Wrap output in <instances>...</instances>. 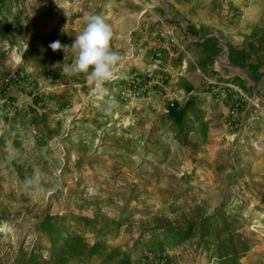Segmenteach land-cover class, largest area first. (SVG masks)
<instances>
[{
	"label": "rangeland",
	"instance_id": "obj_1",
	"mask_svg": "<svg viewBox=\"0 0 264 264\" xmlns=\"http://www.w3.org/2000/svg\"><path fill=\"white\" fill-rule=\"evenodd\" d=\"M87 14L111 25L123 57L103 95L63 72L75 53L48 47L70 46ZM158 17L264 40V0H0V264H264V138L247 149L220 121L195 124L220 114L215 85L253 88L214 80ZM176 51L178 75L192 63L206 83L184 101L171 90ZM171 99L189 100L180 121ZM250 117L234 121L241 132L264 123Z\"/></svg>",
	"mask_w": 264,
	"mask_h": 264
},
{
	"label": "crops",
	"instance_id": "obj_2",
	"mask_svg": "<svg viewBox=\"0 0 264 264\" xmlns=\"http://www.w3.org/2000/svg\"><path fill=\"white\" fill-rule=\"evenodd\" d=\"M189 23L190 21H188V24ZM202 31L203 30L201 29L197 31L199 37L198 40H194L191 37H188L185 40V44L187 45L189 52L192 54V61H198L200 66L204 69L210 67L213 70H216L217 72L214 73V80L235 78L239 81L243 80L245 84L253 89L264 85V40L236 36L221 41L216 33ZM184 57L187 58L185 52L176 51L170 53L169 59L167 60L169 68L175 70V74H177L175 78V87L171 90L176 92L175 94L177 97L183 98V101L188 98L187 94H196L200 89H203L204 85H206V83L202 81V77L196 75V73L191 70L192 63H189L188 65V68L190 69L189 73H186L185 70L182 69L178 75V65L181 63L180 60L184 59ZM222 83L223 81H221V84ZM214 91L215 92H209L208 96L211 97L214 95L217 99H220L221 109L217 111L220 114L217 113L218 116L216 115L215 119L214 115L211 116L207 113L206 115H202L195 124H201L203 127L213 129L216 122L220 121L222 122L220 130L223 132L226 139H231L232 143H235L236 146L253 149L252 147H249L250 140L253 137L264 138V123L250 120L248 121L249 126L241 132V130L237 128V125L234 124V120L233 122H225L224 117L228 112L229 107L232 105V100L228 97V89L225 91L224 89L220 90L215 85ZM213 99L216 100L215 97H213ZM240 111L241 110H237L239 113ZM221 112H223V115L225 113V115L221 116ZM256 153L258 152L256 151ZM263 155L264 154L261 153L255 154V165L259 164L262 159L264 161ZM256 167L257 165L255 168Z\"/></svg>",
	"mask_w": 264,
	"mask_h": 264
},
{
	"label": "clouds",
	"instance_id": "obj_3",
	"mask_svg": "<svg viewBox=\"0 0 264 264\" xmlns=\"http://www.w3.org/2000/svg\"><path fill=\"white\" fill-rule=\"evenodd\" d=\"M84 21L85 26L70 46L55 40L48 47L53 52L62 50L65 55L69 50L75 53L74 63L66 64L63 72L68 75L85 74L88 83L103 95L104 85L113 79L115 69L123 57L112 50L114 33L101 15L87 14ZM108 103L115 105L116 101L113 99Z\"/></svg>",
	"mask_w": 264,
	"mask_h": 264
},
{
	"label": "built area",
	"instance_id": "obj_4",
	"mask_svg": "<svg viewBox=\"0 0 264 264\" xmlns=\"http://www.w3.org/2000/svg\"><path fill=\"white\" fill-rule=\"evenodd\" d=\"M173 19V22H169L168 20L158 17L161 27L163 26L164 29L170 35V40L174 43L180 45L181 48L185 49L186 46L182 43L177 37L175 30L179 29L184 37H191L194 40H198V34L193 32L188 23L185 21ZM225 86L228 87L230 91V98L234 101L235 107H233L229 111V117L227 119L228 122L236 121V124H239L245 117L251 116L250 118L257 117V112L264 117V109L262 108L261 103L264 101V98L260 96V94L255 89H248L242 83L237 81H228L224 83ZM175 101L171 99L170 105L173 106ZM237 110H241L240 113ZM242 112V114H241ZM241 114V115H240ZM243 115V116H242Z\"/></svg>",
	"mask_w": 264,
	"mask_h": 264
},
{
	"label": "trees",
	"instance_id": "obj_5",
	"mask_svg": "<svg viewBox=\"0 0 264 264\" xmlns=\"http://www.w3.org/2000/svg\"><path fill=\"white\" fill-rule=\"evenodd\" d=\"M188 101L186 100L183 104L175 103L173 106L169 107V113L172 118H174L177 121H180L184 117V113L187 110L188 107Z\"/></svg>",
	"mask_w": 264,
	"mask_h": 264
}]
</instances>
